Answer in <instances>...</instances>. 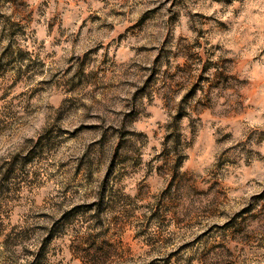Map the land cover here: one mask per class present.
Here are the masks:
<instances>
[{
	"label": "rangeland",
	"instance_id": "rangeland-1",
	"mask_svg": "<svg viewBox=\"0 0 264 264\" xmlns=\"http://www.w3.org/2000/svg\"><path fill=\"white\" fill-rule=\"evenodd\" d=\"M0 264H264V0H0Z\"/></svg>",
	"mask_w": 264,
	"mask_h": 264
}]
</instances>
